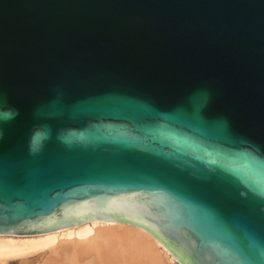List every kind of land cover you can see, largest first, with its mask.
I'll return each mask as SVG.
<instances>
[{"label":"water","instance_id":"obj_1","mask_svg":"<svg viewBox=\"0 0 264 264\" xmlns=\"http://www.w3.org/2000/svg\"><path fill=\"white\" fill-rule=\"evenodd\" d=\"M87 221L264 264V0H0V235Z\"/></svg>","mask_w":264,"mask_h":264},{"label":"bare ground","instance_id":"obj_2","mask_svg":"<svg viewBox=\"0 0 264 264\" xmlns=\"http://www.w3.org/2000/svg\"><path fill=\"white\" fill-rule=\"evenodd\" d=\"M36 253L43 264H178L147 233L125 224L87 221L32 236L0 235V261Z\"/></svg>","mask_w":264,"mask_h":264},{"label":"rangeland","instance_id":"obj_3","mask_svg":"<svg viewBox=\"0 0 264 264\" xmlns=\"http://www.w3.org/2000/svg\"><path fill=\"white\" fill-rule=\"evenodd\" d=\"M43 253H36V254H32L29 256H24V257H8V258H4L2 261H0V264H20L21 262H23L24 260H34L35 261L31 264H43L45 261V256H41L40 258H37L38 256H40ZM37 258V259H36Z\"/></svg>","mask_w":264,"mask_h":264},{"label":"clouds","instance_id":"obj_4","mask_svg":"<svg viewBox=\"0 0 264 264\" xmlns=\"http://www.w3.org/2000/svg\"><path fill=\"white\" fill-rule=\"evenodd\" d=\"M10 111L12 112L13 116L18 114L15 110H10Z\"/></svg>","mask_w":264,"mask_h":264}]
</instances>
